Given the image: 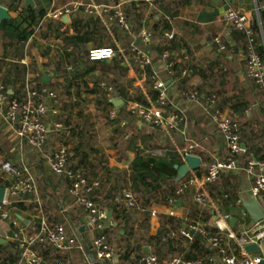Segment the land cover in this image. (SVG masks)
<instances>
[{
	"label": "trees",
	"instance_id": "16d2710c",
	"mask_svg": "<svg viewBox=\"0 0 264 264\" xmlns=\"http://www.w3.org/2000/svg\"><path fill=\"white\" fill-rule=\"evenodd\" d=\"M50 1L51 0H45L47 3ZM22 2L23 0H10L7 7L11 12L17 11V15L0 24V37H2L3 40L6 39L3 43V49L5 50L7 47H10V50H12L15 55H20V57L23 46L34 33L38 21L45 14L44 6H39L38 4L36 6H25ZM105 4L115 5L111 3L108 4V2ZM123 10L127 18L130 17L131 20H133V27H131L128 32L123 31L116 21L109 19L112 15L111 11L104 12V17L113 37L119 43L137 77L143 79L142 85L146 95L139 87L133 86L134 80L131 78L127 79L126 82L132 91L129 92L124 87V80L128 72L127 65L122 55L118 52L103 22L94 12L87 16L75 15L70 23L71 33L66 31L60 32L59 29L63 24L62 22H58L55 31L56 37L61 38V46L59 45L58 48L55 47L53 50L49 48L46 54L49 59L47 67L53 72L55 78V81L52 84L50 83L51 85L49 84V88L58 95L56 100L51 101V104L57 105L59 108L58 115L54 116V120L61 121L63 125L62 128L57 130L59 133L58 136L55 134L56 131L54 132L55 139L68 147L71 152L69 161L82 169L83 176L89 179V181L99 179V186L93 191L92 198L99 208L111 210L112 216L110 219L115 222V226L111 228V230L124 231V240H126V244L123 251H119L117 254H121V257L128 259L134 250L135 245H133V242L136 244V233H138L134 225H129L130 220H132L129 216L130 211H135L138 206L149 208L153 204L166 203L169 197L173 198L174 201L177 199L183 201L188 195H193L192 187L185 190L180 195L176 194L177 188L188 180L189 175L184 176L179 181L175 180L177 171L174 165L181 164V160L176 152L172 150L171 145L166 149L163 156H157V154L147 149L137 148L134 152L133 159L129 163L131 178L128 185L125 173L113 172L107 166L102 165V163H106V156L103 152V148L98 145V143L101 144V140L98 141L97 122L96 120L90 121L88 116H82L83 109L81 104L91 103L96 107L97 114L100 115L98 117L104 119L107 124H111L114 130V132H112V138L116 136L117 141L114 142L112 146L115 145L121 147L120 150H125L130 148L133 142H138L137 140L139 138H145V135H147L146 139H149L151 144L156 141L155 134H162L161 137L164 138L166 143L169 141L168 135L158 124L142 123L141 127H138V125H136L137 117L125 109L128 102L134 101L148 109L150 107L149 99L155 106L162 110V118H166L171 113H186L191 106H193L190 108L191 112L197 109L203 114V104L206 98L214 95L217 106L221 110H225L232 122L236 124L235 130L239 135L241 143L245 146V152L236 158L237 165L244 167L246 159L249 156H253L257 160L264 159V91L254 80L247 78L245 71V82L255 91L256 99L259 103L257 109L260 110L262 119H258L251 107L252 102L247 99V96H244L240 91L235 93L232 92L231 95H228L223 89L225 87L223 82L228 75L227 68L219 66V62L213 60H206V67L194 63L191 59L188 61L184 56L188 53L189 48L181 38H177L175 35L169 40L162 38L165 31L171 30L169 20L167 19H163V21H161V19L154 20V23L151 24L150 31L152 32V39L150 44L146 46V49H152V52L149 53L150 63L144 67H140L137 62H134L132 57V49L140 48L139 43H136L135 37L143 23L149 20V18H154L152 14L149 18L146 17V11L135 8L132 6V3L128 6H123ZM258 13L264 34V9L259 7ZM90 23L94 25L93 28L90 27ZM252 26L254 31V47L264 63V42L257 25L253 24ZM47 27L49 30L51 29L50 24H48ZM236 32L242 40L243 54L245 56L247 47L246 37L243 32ZM220 39L225 45V48L224 50H219V46L212 39L211 45L214 51H219L221 53L220 55L225 58L230 54L232 55V49L227 47L222 38ZM88 44H91L93 48H112L115 50V55L111 59L91 61L88 58V50L85 49V46ZM164 51L168 52V56L163 60L164 65L162 67L161 54ZM175 54L179 57V61L174 58ZM2 61L3 60H0V66L4 63V61ZM167 64H170V66L167 67ZM244 65L246 69V60H244ZM67 66H70L71 70H67ZM184 70L186 71L183 74ZM25 72V66L12 62L9 65V69L6 70V73L0 78V82L6 87L12 86L15 88L17 83L22 85ZM193 76H197L199 81L195 86H188ZM158 79L163 80L167 87L171 84H176L180 95L178 97L186 102L188 109L184 106L183 109L176 108L173 104V99L170 97H167L164 104H161L158 101V92L153 89V84ZM102 81H106L107 85L112 87V91L101 87L100 83ZM242 84H244V82ZM37 85L48 86L43 85L41 82L37 83ZM58 88H60L59 91L63 95L61 102H59ZM187 89H193L198 92L199 103L188 102L186 100L182 92ZM12 95H17L19 98H22L24 97V92L22 88L20 90L13 89ZM114 96L120 97L123 101V105L117 107V118L112 119L109 117V111L115 107L112 102V97ZM208 118L206 119L212 124L215 132L223 139L217 126L213 123L211 118ZM189 119L187 117L188 122L191 120ZM121 121L126 122L124 127L120 126ZM184 121L185 116L176 127L169 128L172 137H177L176 132L184 128ZM192 123L196 125L194 120H192ZM145 127L150 129L148 134L145 132ZM125 135L126 138H124ZM194 154L201 157V164L194 170V173L200 177L206 173V167L204 165L207 166L210 159H206L202 156L197 148L194 149ZM228 155L229 151L227 149L225 157L221 160H225ZM4 160L13 163L9 156L4 158L3 161ZM230 174L229 171H223L219 174L215 182L205 184V189L209 197L216 205H219V209L224 215H228V211L231 208L239 206L243 208V212L246 211L238 197L239 194L235 184V178ZM112 176L115 178L114 180H112ZM47 180L51 183L55 181L60 183L61 181L62 183L60 184L68 191L69 181L66 178L52 175L49 176L46 181ZM46 181L44 180L43 182ZM0 186H5L2 179H0ZM127 186L133 193L136 203V205L130 209L120 201V191ZM41 200L45 211L49 200H44L42 196ZM237 200L239 202L238 204ZM29 203L30 202L26 203L22 200L16 201L7 206V209L10 213L13 209L16 214L21 215L26 209L27 204L30 208L34 207V204ZM73 203L77 211L78 209L81 210L74 199ZM77 211L74 212L72 209L71 215L69 212L63 214L69 215L68 217L65 215V217L60 220L53 218L54 220H50L49 222H55V220L61 221L65 224L67 231L79 234V228L82 224L79 220L82 218H79ZM188 211L190 223L203 224L202 228L205 232L221 236L223 238V243L225 242L224 235L220 233L218 229L210 227L207 224L210 218L216 215L207 201L197 203L193 200L188 206ZM56 212H59V208L56 209ZM11 214L15 216L13 213ZM81 217H83V213ZM148 218L149 213L144 210L142 221L145 228ZM27 219L30 220L29 217H27ZM160 221L161 227L158 232L155 235L147 237V240L150 242L153 241L157 247L148 253L141 252L139 249L140 253H138L136 259L146 254H153L159 258L181 256L187 259H208V257L203 256L204 253H202L207 241L205 235L197 232L191 233V238L186 240L188 242L187 247L190 251L183 252L178 246L181 244V241L185 239L177 233V228L181 221L171 216L161 217ZM132 223H134V221ZM29 226L30 224H28L26 228ZM172 232L174 233L173 237L171 236ZM130 240L132 241V245H130ZM81 242L85 245L86 253L83 256L81 255L82 257L80 258L79 264H109L113 262L114 257L103 262L98 261L94 257V249L91 244L88 245L83 241ZM106 242L110 246L108 236ZM173 245H175L174 248H172ZM163 246H165L164 249ZM39 253L43 258V264H58L63 257H68L69 255L68 253L55 252L52 248H39ZM19 256L20 250L16 239H13L7 244H0V264H15ZM124 264H126V262Z\"/></svg>",
	"mask_w": 264,
	"mask_h": 264
},
{
	"label": "built area",
	"instance_id": "2783aa9c",
	"mask_svg": "<svg viewBox=\"0 0 264 264\" xmlns=\"http://www.w3.org/2000/svg\"><path fill=\"white\" fill-rule=\"evenodd\" d=\"M80 4H72L70 6L52 7L45 12L38 21L34 31L41 29L43 24L48 21L59 20L63 15H70L80 8ZM86 14L94 12L106 26L104 12L111 11L112 15L109 19L116 21L118 26L124 31H130L131 25L127 18L122 2L115 5L94 4L82 6ZM223 19L226 25L232 30L243 32L247 47L245 53L246 60V76L255 81L264 91V63L261 56L254 47L253 26L246 12L240 9L227 8L224 12ZM174 36L172 30L165 31L162 38L171 39ZM138 39L141 43L140 48L132 49V57L140 67H144L150 63V55L146 46L150 44L152 32L147 28H142L138 33ZM213 41L219 46V50H224L225 45L221 42L219 36H215ZM116 45L117 50L124 57V61L129 68H132L128 59L125 58L120 47ZM88 58L91 61L111 59L115 55V50L109 47L87 48ZM168 52L161 54L162 60H165ZM167 67L170 64L166 65ZM67 70H71L67 66ZM142 80L137 79V86L146 95L142 86ZM100 86L112 91V87L108 86L106 81H102ZM153 89L158 92V101L164 104L168 97V87L166 83L158 79L153 84ZM24 97L19 98L17 95H11L7 87L0 82V116L4 124L10 129L11 139L14 146L23 148L27 146L42 155L46 166L50 173L66 178L69 181L68 193L84 212V228L91 234V246L94 249V257L98 261L112 259L114 253L112 248L107 244V229L115 226V222L108 219L106 211L99 208L92 198V193L99 186L98 180L89 181L83 176L82 169L69 161L71 152L62 142L49 144L51 133L58 136L57 130L62 128V122L54 120V116L58 115L59 108L51 104L52 100H56L58 95L55 91L47 86H38L32 84L28 80L23 86ZM182 95L188 102L199 103L198 92L188 89L182 92ZM117 96L112 97L116 100ZM150 107L144 108L140 104L130 101L126 104L125 109L137 117L140 123H155L160 125L167 135L170 137L169 128L176 127L184 118L183 113H171L166 118H162V110L155 106L149 99ZM82 108L83 105L81 104ZM204 108L213 123L223 136L229 155L225 160L217 158L212 159L206 166V173L198 177L194 171H189L188 180L177 188L176 194L180 195L185 190L192 187L193 199L197 203L208 202L213 204L206 189V183H213L217 180L219 174L223 171H235L238 169L237 157L245 152L242 147L239 135L227 112L221 110L215 101V96L211 95L206 98ZM117 107L109 111V117L117 118ZM125 121L120 122V126L124 127ZM199 146L197 142H190L187 147L180 152L183 163H186V155H195L194 149ZM0 169L2 172L3 186L5 194L0 206V219L7 221L9 226L14 230L13 239L18 242L20 256L15 264H43V258L39 253V248H52L58 253H68V257H63L58 264H75L73 254L79 251L86 253L85 245L77 239V236L70 235L61 221L49 222L45 217L41 216L37 226L27 231L15 216L7 209V206L16 201L30 202L34 204L37 214H42L41 194L36 181V176L29 164L21 157L18 164L9 161H0ZM244 170L252 181L251 195L259 200L264 206V159L257 160L253 156L246 159ZM120 201L127 208L136 205L135 198L131 190L123 188L120 193ZM173 198H167V203L172 204ZM213 206V205H212ZM245 216L246 213L242 212ZM227 216L220 215L218 220L222 221L223 229L226 230L227 238L232 239L237 246L236 251L227 250L224 247L223 238L221 236L211 235L198 223H190L187 227L180 230V234L187 238H191V232H198L207 237V241L213 248L217 250V256L208 259H187L181 256H173L171 258H159L153 254H146L127 264H264V249L261 248L257 253H247L244 249L245 245L255 243L260 246L261 240L264 239V220L257 222L241 235L235 234L229 227Z\"/></svg>",
	"mask_w": 264,
	"mask_h": 264
},
{
	"label": "crops",
	"instance_id": "0c3cea01",
	"mask_svg": "<svg viewBox=\"0 0 264 264\" xmlns=\"http://www.w3.org/2000/svg\"><path fill=\"white\" fill-rule=\"evenodd\" d=\"M9 1L10 0H0V5L8 10L12 18L17 15V11L11 12L8 9L7 6L9 4ZM32 1H33V5L25 4L24 0L22 3L25 6L27 5L36 6L37 4L39 6H44L45 12L52 7L59 8L63 6H70L72 4H80L81 6L79 10L68 15L69 17L68 23L63 22L62 19L48 21L43 24L40 30L36 32L34 31V33L31 35V37L26 41L25 45L23 46L21 57L20 55H15L13 51L10 50V47H7L4 50L3 42L2 44H0V60L4 61V63L0 66V78L6 73V70L9 69V65L12 62H16L22 66H25L26 68L24 81L22 85L20 83H17L15 85L16 86L15 88L12 86H7V89L11 95L13 94V89L20 90L22 88L23 90V86L26 80H28L34 85L41 82L43 85H48L47 87H49L50 83L52 84L55 81L53 72H51L47 67L49 59L46 53L49 48L50 50H53L55 47L58 48L59 45L61 46L60 43L61 38L56 37V31H55V27L58 22H62L63 24V26L59 29L60 32L66 31L71 33L70 23L72 18L75 17V15L77 14L81 16L89 15L84 12L82 6L89 5L90 3L105 4L108 2V4L109 3L118 4L119 2H122V7L125 5L128 6L129 4L132 3V6H134L135 8L142 9V11H146L145 16L148 18L152 14V17L154 19L149 18V20L145 21L141 26V28L139 29V31L142 28H147L150 30L151 24L154 23V20L161 19V21H163V19H167L169 20L171 30L174 32V35L177 38H181L189 48L188 53L184 56L186 60L189 61L191 59L194 63L202 67H206L205 66L206 60H213L219 62L220 64L219 66H223L224 68H227L228 75L225 77V80L223 82L225 85L223 89L226 91L228 95H231L232 92L234 93L238 91L242 92L244 96H247L248 97L247 99L252 102L251 107L253 108L256 117L258 119H262L261 112L260 110L257 109L259 103L257 102L255 91L252 89V87L249 84L245 82V65H244L245 59L242 48L243 47L242 40L240 39V36L235 30H232L226 25L223 16L227 8H235V9L243 10L248 14L251 24L257 25L262 40L264 42V34L258 13L259 7L261 9H264V0H51L49 3L45 2V0H32ZM128 19L131 27H133V23H132L133 20H131L130 17H128ZM48 24L51 25L50 30L47 27ZM89 25L91 28L94 27L92 23H90ZM105 27L108 33L110 34V36L112 37L114 44H117L120 47L119 43L113 37L109 25L107 24ZM138 33L137 36L135 37L136 43H139V45L141 46V43L138 39ZM215 36H219L220 38H222L224 43L227 45V47L232 49L233 52L232 55L230 54L225 58L222 55H220L221 53L219 51L218 52L214 51L211 42ZM87 48H93V47L91 44H88L85 46V49ZM147 49L149 53L152 52V49L150 48ZM125 58L128 59L126 56ZM174 58H176V60L178 59L179 61V57L177 56V54L174 55ZM161 64L163 67L164 65L163 60H161ZM127 68H128V72H127L128 79L130 78L133 79L134 80L133 86L138 87L137 79L138 80H142V79H139L135 71L129 68L128 65ZM185 71L186 70L183 71V74L185 73ZM45 78H49V79L46 80ZM198 81L199 78L197 76H193L189 81L188 86H195L197 85ZM243 82L244 84H242ZM124 87L129 92L132 91L131 88L128 87V83L126 82V80L124 81ZM178 96L180 95L176 87V84H171L168 87V97L173 99L172 101L176 108L183 109L184 106L186 109H188V105L186 104V102L180 99V97ZM113 101L119 102L118 106L114 105L115 107H120L123 105L122 99L118 96L116 100H112V102ZM82 105L84 106L86 104H82ZM192 107L193 106H191L190 108ZM190 108L188 112L183 113L185 116L184 128H182L179 132L178 131L176 132L177 137H172L171 134L169 137L168 135L169 141L166 143L167 146L163 145V141L161 138L160 139L158 138L157 150L159 151H157V156H163L165 154L166 149H168L169 145H171L172 150L176 152L182 164L183 162L180 156V152L183 151L190 142H197L199 144L197 149L198 151H200L202 156H204L206 159H210V161L214 158L221 160L222 158L225 157L227 153L226 143L219 136V134L215 132L212 124L206 119L209 117V115L205 111L204 104H203V108H204L203 114L197 109H194L191 112ZM187 117L188 119L189 118L191 119V120L189 119L190 122H188ZM192 120L196 122V125H193ZM0 123H1L0 128L2 130L5 129V132L4 133L2 132L0 136L6 135L7 133V139H8L7 143L9 145L8 151L11 152L9 153V156L11 157L12 162L14 164H18V162L22 157L24 161L31 166L36 176L37 185L42 198L44 200H49V202L46 205L47 208L45 211L42 205V211H43L42 214H37V212H35L34 207L30 208L28 204L26 206V209L22 212L21 215L16 214L13 209L11 210V213H13L15 217L19 221H21L23 227H25L27 231H30L33 227L37 226L41 216L45 217L47 220L49 219L48 221L54 219L60 220L63 219V217H65L66 214L63 215L64 213L69 212V214L71 215L72 209L74 210V212L77 211L76 210L77 208L74 206L75 204L73 203L72 197L69 196L66 188L60 184L62 183L61 181L60 183L58 181L52 183L49 180L46 181V179L49 176H52L54 174L50 173L48 167L45 164V161L42 158V155H40L35 150L27 146H24L23 148H18L17 146H14V142L11 139L12 136L10 134V129L4 124L1 116H0ZM141 124L142 123L136 121V125H138V127H141ZM53 134L54 133H51L50 136H54ZM124 138H126V135L124 136ZM116 141L117 138L115 136L111 138V140L109 139L108 143L111 142L114 143ZM55 142H59V141L55 139ZM134 144L137 145L135 147L131 146L130 148H127L125 150L123 149L120 150L121 147H117L115 145L102 147L103 152L105 153L106 156V163H102V165L107 166L113 172H117V173L121 172L122 174L125 173V177L128 185L130 183V178H131L129 172L130 171L129 163L133 159L134 152L136 151V149L140 148V144L138 142ZM0 155H1V151H0ZM195 156L199 157V155L197 154H195ZM199 158L201 160V157ZM204 166L206 167V165ZM238 167L239 168L236 169L235 171L230 172L231 173L230 175H232L235 178L236 181L235 184L238 188V194H239L238 197L242 203L243 200H249L253 198L250 191L252 181L249 175L244 170V167L243 166H238ZM187 175H189V173ZM2 176L3 175L0 169V179H2ZM114 179L115 178L112 176V180ZM44 180L46 182H43ZM96 180L99 181V179ZM125 188L129 189L128 186ZM192 197L193 195H188L183 201L181 199H177L180 200L179 205L177 204V200H175L172 204H169L166 201V203L163 204H153L149 208H142L138 206L135 209V211L128 210L130 211L129 216L132 219L130 220L129 225H134V228L138 232L136 233V240H137L136 244L133 242V245H135L134 250L131 253L130 258L128 259L121 257V254H117L119 251L120 252L123 251L126 244V240H124V231L107 229V236L110 241V246L113 250V253H115L113 262L109 264H124L125 262L127 264L129 262L134 261L137 258L138 253H140V250L141 252L148 253L151 252L153 249H155L157 245L153 241L150 242L149 240H147V237L155 235L158 232L159 228L161 227V221H160L161 217L171 216V217H175L176 219H179L181 222L179 224V227L177 228L178 231L177 233L180 234V230L182 228L187 227L188 224H190V220L188 217V212H189L188 206L190 202L194 200L192 199ZM238 200H237V204L239 203ZM211 201L213 202L212 199ZM256 201L258 202L259 206L264 212L263 203L257 199ZM210 207L215 211L216 215L211 217L210 220L207 222L208 226L218 229L220 233L224 235L225 238L224 247L227 250L236 251L237 250L236 244L232 239L227 238V234H226L227 232L225 229H223L224 223L218 220L219 214L224 215L220 211L219 205H216L213 202V204H211ZM57 208H59V212H56ZM242 209L243 208L241 206L234 207L228 211V215H224L227 216L228 218L227 222L230 229L237 235H241L242 232L245 231L248 227L255 224V222L249 216L247 211H245L246 212L245 216L242 215L243 212ZM144 210L148 211L149 213V218L147 221L146 228L142 221ZM105 211L107 215L108 212L111 210L105 208ZM77 212L76 213L78 214L79 218H82L81 220H79V222L82 223L80 226L81 228L84 224V212L82 211V209L81 210L78 209ZM82 213H83V217H81ZM68 216L69 215H66V217ZM111 216H112V212L109 217L107 216V218L110 219ZM27 217H29L30 220H28ZM231 219H234L232 224H231ZM133 221L134 223H132ZM28 224H30V226L26 228ZM198 224H200L201 227L203 226V224L201 223ZM80 228H79V234H74V232H70V231H68V233L70 235L73 234L76 235L80 240V242L83 241L85 242V244L90 245L91 243L90 232L87 231L86 228L83 229ZM13 234H14V230L9 226V223L7 221H3L0 219V240H2L0 244H7L8 242H11L13 240ZM173 234L174 233L172 232L171 233L172 237L174 236ZM183 238L185 240L181 241V244L178 246L179 249H182L183 252L190 251V249L187 247V243H188L186 241L187 238L185 237ZM208 243L209 242L206 241L204 245L206 248L203 246L204 247L202 252L204 253L203 256H206L208 258L217 256L218 254L217 250L213 248L210 243L209 244ZM130 245H132L131 240H130ZM174 247L175 245L172 246V248ZM164 248L165 246H163V249ZM74 254H73L74 257L73 259L75 261L74 263L79 264L80 257H82L84 254H82L79 251H75Z\"/></svg>",
	"mask_w": 264,
	"mask_h": 264
},
{
	"label": "water",
	"instance_id": "95a60500",
	"mask_svg": "<svg viewBox=\"0 0 264 264\" xmlns=\"http://www.w3.org/2000/svg\"><path fill=\"white\" fill-rule=\"evenodd\" d=\"M24 1H25V4L33 5L32 0H24ZM10 18H11V16H10L8 10L0 5V23L2 21L9 20ZM61 19L65 23L69 22L68 15H63ZM45 79L48 80L49 78H45ZM113 104L115 106H118L119 102L113 101ZM242 147L244 148V144H242ZM185 160H186V163L174 165V168L177 171L176 178H175L176 181H179L181 178L186 176L189 173V171H194L195 169H197L200 165V162H201L200 158L195 156V155H186ZM4 194H5V188L3 186H0V206H1L3 198H4ZM177 204L178 205L180 204V200H177ZM242 205L246 209L249 216L252 218V220L255 223H257L261 220H264V212L261 209V207L259 206V204L255 198H251L249 200H243ZM110 214H111V211L108 212L107 216L109 217ZM18 217H20V216H18ZM233 221H234V219H231V224L233 223ZM83 228L84 227L82 226L80 229H83ZM1 241L2 240H0V243H1ZM261 248L264 249V239L261 240L260 246H258L255 243H251V244L245 245V247H244V249L247 253H257L260 251Z\"/></svg>",
	"mask_w": 264,
	"mask_h": 264
},
{
	"label": "rangeland",
	"instance_id": "374dc122",
	"mask_svg": "<svg viewBox=\"0 0 264 264\" xmlns=\"http://www.w3.org/2000/svg\"><path fill=\"white\" fill-rule=\"evenodd\" d=\"M6 41V39H4L3 40V38L2 37H0V44H2V42L4 43ZM128 79V74H127V76H126V79L125 80H127ZM124 80V81H125ZM143 86V85H142ZM60 90V88H58V93H59V102H61L62 101V97H63V95H62V93L59 91ZM83 110V113H82V116L84 115V116H88V119L90 120V121H94V120H96V127H97V135H98V141L99 140H101V144H99L98 143V145L99 146H101V147H103V146H112V143L113 142H111V143H108V141H109V139L111 140V138H112V132H114V130H113V128H112V126H111V124H107L105 121H104V119H102V118H100V117H98V116H100L99 114H97V110H96V107L95 106H93L91 103H88V104H86V105H84L83 106V108H82ZM89 121V122H90ZM1 124V123H0ZM95 127V128H96ZM150 129H148L147 127H145V132H146V134H148V131H149ZM152 131V130H151ZM2 132L4 133L5 132V129H1L0 128V134H2ZM54 135V134H53ZM146 137H147V135H145V138H143V139H140L139 138V140H138V143L140 144V149H144V150H148V151H151V152H153V153H155V154H157V151H159V150H157V146H156V141L158 140V138L160 139H162V141H163V145H166V142H165V140H164V138L163 137H161V135L160 134H155V138H156V141H154L152 144H151V142H150V140L149 139H146ZM55 135L54 136H50V138H49V144L51 143V144H53V143H55ZM161 141V140H160ZM8 139H7V133H6V135H2V136H0V146H2V147H0L1 148V155H0V161L2 160L3 161V159L4 158H6V157H8L9 156V153H11V152H9L8 150H9V145H8ZM134 143H137V142H133V144L131 145V146H133V147H135L136 146V144H134ZM147 146V147H146ZM10 157V156H9ZM11 158V157H10ZM81 258V257H80ZM81 260V259H80Z\"/></svg>",
	"mask_w": 264,
	"mask_h": 264
}]
</instances>
